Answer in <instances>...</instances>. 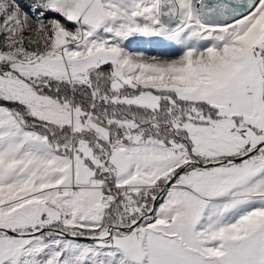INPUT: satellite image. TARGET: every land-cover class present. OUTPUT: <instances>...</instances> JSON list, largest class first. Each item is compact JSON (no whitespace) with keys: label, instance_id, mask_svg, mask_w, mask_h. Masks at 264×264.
Segmentation results:
<instances>
[{"label":"snow or ice","instance_id":"1","mask_svg":"<svg viewBox=\"0 0 264 264\" xmlns=\"http://www.w3.org/2000/svg\"><path fill=\"white\" fill-rule=\"evenodd\" d=\"M0 264H264V0H0Z\"/></svg>","mask_w":264,"mask_h":264}]
</instances>
